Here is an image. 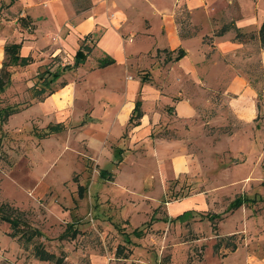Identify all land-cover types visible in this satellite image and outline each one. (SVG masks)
Instances as JSON below:
<instances>
[{
    "label": "rangeland",
    "instance_id": "1",
    "mask_svg": "<svg viewBox=\"0 0 264 264\" xmlns=\"http://www.w3.org/2000/svg\"><path fill=\"white\" fill-rule=\"evenodd\" d=\"M256 1L264 2L245 3L250 8ZM203 48L204 59H211L204 65L213 64V74L222 72L216 88L234 77L232 64L247 63L239 50L224 57L218 50ZM49 66L30 76L10 73L9 85L0 89V108L15 111L0 122V208L24 229L40 232L27 240L23 229L0 221V264H56V260L60 264H241V251L225 258L232 246L246 251L253 249L252 243L263 247L264 226L255 223L264 208V73L258 66L250 76L257 92L241 84L234 95L222 96L190 87L192 98L207 99L190 122L185 141L187 151L195 156L191 161L203 169L196 166L195 171L163 179L159 171H152L157 164L150 152L154 137L180 138L179 130L163 128V133L160 128L149 139L139 138L130 145V126L118 133L107 130V125H88L90 108L68 106L61 114L46 107L40 110L34 106L37 100L76 79L73 74L54 77L46 70ZM0 76L6 79L3 72ZM91 129L101 136L94 151L86 142ZM181 141L175 139L174 146ZM117 149L121 155L114 158L110 151ZM110 163L117 169L109 171L106 179L98 178L100 169L112 170ZM124 165L142 171L127 173L134 180L120 187L118 170ZM234 165L239 170L232 179H248L212 190L228 182L230 174L224 171ZM77 185H86L82 195ZM196 193L200 194L193 197ZM235 198L256 201L248 202L246 213L235 212L231 208ZM172 201L179 203L176 210L181 212L168 221L166 212L172 214L173 207L165 205ZM213 212L217 216H210ZM140 227L144 234L139 237L133 229ZM71 229H76L75 236ZM119 246L122 250L117 252ZM35 247L53 258L41 260Z\"/></svg>",
    "mask_w": 264,
    "mask_h": 264
},
{
    "label": "crops",
    "instance_id": "2",
    "mask_svg": "<svg viewBox=\"0 0 264 264\" xmlns=\"http://www.w3.org/2000/svg\"><path fill=\"white\" fill-rule=\"evenodd\" d=\"M0 1V72L6 77L4 80L0 76V89L9 85L10 73L11 77L30 76L50 64L46 70L52 76L56 74L59 78L73 74L76 79H68L37 100L34 106L40 110L46 107L52 113L58 111L61 114L60 111L68 106L81 110L90 108L88 125H107V130L118 133L130 126L127 131L130 145L139 138L149 139L160 128L171 131L176 128L173 132H181L177 136L182 140L180 144L176 147L173 144L180 138L158 134L154 137L153 151H150L154 163L157 162L152 171H159L162 179L191 169L195 171L198 166L191 161L195 156L187 151L185 141L189 136L190 122L199 116L207 99L205 96L192 98L190 87L198 86L204 92L222 96L224 93L234 95L241 84L243 88L251 86L257 92L250 76L254 75L257 66V70L264 73V49L257 37L264 17V2L261 1H256L250 8L245 0ZM181 6L188 13L187 26L191 28L184 37L179 35L175 21V11ZM205 29H209L208 32ZM16 44L19 45L16 52L5 51L6 46ZM203 47L218 50L224 57L239 50L247 63L240 67L232 64L230 69L234 71V77L216 88L222 72L213 74V64L204 65L211 59H204ZM78 51L82 52L83 61L73 65ZM249 55L256 66L250 63ZM107 58L112 62L98 66L100 60ZM29 83L26 86L29 87ZM232 102H228L230 107ZM93 131L91 129L92 134L86 136L90 151H94L93 146L101 140V136L93 135ZM119 150L110 153L118 158L121 155ZM199 166L198 171L203 169ZM238 168L236 165L226 166L224 172L230 174L226 178L228 182L211 189L244 183L248 177L239 180L231 177ZM111 169H100L98 178L106 179L117 168L111 164ZM138 171L136 165L121 166L117 176L119 186L124 187L129 180H134L131 176L128 179L127 173L136 174ZM85 187L77 185L80 195ZM199 194H193V197ZM255 201V198H246L233 211L240 209L246 213L248 202ZM261 201L264 203L263 197ZM178 204L175 201L166 203V207H173L172 214L165 211L168 221L180 214L181 211L176 210ZM263 213L264 208L260 220L255 217V223L262 226ZM217 214L213 212L210 216ZM251 246L253 249L248 251L234 248L225 258L241 251V264H264V245L252 243Z\"/></svg>",
    "mask_w": 264,
    "mask_h": 264
},
{
    "label": "trees",
    "instance_id": "3",
    "mask_svg": "<svg viewBox=\"0 0 264 264\" xmlns=\"http://www.w3.org/2000/svg\"><path fill=\"white\" fill-rule=\"evenodd\" d=\"M187 19H188V13L187 11L185 10L184 7H178L177 10L175 11V21L177 22L178 26H179V35L181 37H184L186 36L187 34H189L191 31V28H189L187 26ZM182 20H185L183 23H182ZM257 37H258V40H259V44H260V47L264 49V17L262 19V22L257 30ZM19 45H8L5 47V51H13V52H16L17 51V48H18ZM17 58V57H16ZM74 64L73 65H76L78 63H81L83 61V54L81 51H78L76 54H75V57H74ZM110 62H112V59L111 58H107V59H102L98 62V66H105L107 64H109ZM54 77H58L56 74L53 75ZM2 86V83H1V80H0V88ZM258 106V104H257ZM259 108V106H258ZM13 111L6 107V108H0V122L1 121H5L7 119V117L12 113ZM136 112V108L133 109V112L131 114V118L134 116V113ZM132 120V119H131ZM242 203V200L240 199H236L232 202L231 204V208H237L238 206H240ZM7 221V222H10L11 225L13 227H16L17 229L19 230H22L23 229V233L22 234H25V238L27 240H29L34 234H37V235H40V232L36 229H31V228H28L25 226L26 229H24V227L21 226V223L9 216L8 214L6 213H3L1 211V208H0V221ZM148 224L145 223V226H147ZM27 229L29 230V232L27 233ZM73 231V236L75 235L76 233V229H71ZM146 230V228H145ZM133 232L136 236H139L140 235L142 236L144 234V230H143V227H140V228H135L133 229ZM120 247V246H119ZM36 248V254L38 255V257L41 259V260H50L53 258V255L50 254V253H47L46 251H44L41 247H35ZM122 247L118 248L117 251H121ZM234 249V246H232V249ZM56 264H60V261H57L56 260Z\"/></svg>",
    "mask_w": 264,
    "mask_h": 264
}]
</instances>
